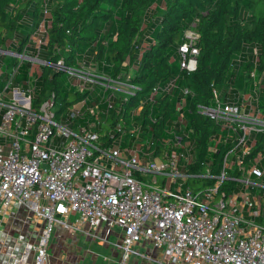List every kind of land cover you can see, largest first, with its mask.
Returning a JSON list of instances; mask_svg holds the SVG:
<instances>
[{"label": "built area", "instance_id": "2783aa9c", "mask_svg": "<svg viewBox=\"0 0 264 264\" xmlns=\"http://www.w3.org/2000/svg\"><path fill=\"white\" fill-rule=\"evenodd\" d=\"M179 53L181 72L194 71L199 53L194 36L185 35ZM33 69L23 86L14 85L19 68H7L0 89V213L5 218L14 209L29 208L43 226L36 242L19 235L22 247L8 254L5 264H46L56 225L115 245L124 262L133 254L151 264H264V113L258 105V82L251 91H232L226 99L215 90L214 103L199 106L218 128L208 152L220 146L226 152L219 172H212L207 160L202 162L205 170L193 173L184 170L194 156L185 128V95L175 105L166 147L154 155L152 141L138 142L139 120L133 119L128 128L116 125L119 133L110 144L98 130L108 115L100 103L111 106L113 96L126 88L137 92L129 75L120 72L112 78L99 68H51L52 73L70 74L76 79L71 84L91 90L90 95L93 83L102 89L73 104V120L66 121L55 113L54 95L40 112L33 110ZM176 88V79L155 84L138 102L135 118L160 93ZM191 177L212 178L214 183L195 192L186 185ZM226 182L234 185L226 188ZM112 234L121 242H112Z\"/></svg>", "mask_w": 264, "mask_h": 264}, {"label": "trees", "instance_id": "16d2710c", "mask_svg": "<svg viewBox=\"0 0 264 264\" xmlns=\"http://www.w3.org/2000/svg\"><path fill=\"white\" fill-rule=\"evenodd\" d=\"M254 10V0H0V49L40 60L1 54L0 89L8 76L7 68H19L14 85L23 86L34 68L33 110L40 112L42 104L54 95L56 115L63 114L64 120L71 121L70 107L91 90L72 85L76 79L68 73H52L53 63L75 68L80 61L94 62L100 72L112 78L120 72L131 73L128 82L138 88L135 94L125 99L123 92H117L111 106L100 103V110L108 111L105 123L98 128L104 143L110 144L119 133L116 125L128 128L133 119L139 120L142 132L138 142L152 141L153 153L158 155L166 147V130L177 116L175 105L185 95V128L190 132L194 156L184 170L201 172L205 170L202 162L208 160L210 170L217 173L226 150L220 146L215 153L208 152L211 135L218 128L199 106L212 105L215 90L226 99L233 92L251 91L258 82V105L264 113V10L258 15ZM190 27L197 35L199 53L196 69L182 73L179 46ZM37 33L42 34L41 42L34 46L30 42ZM170 79H176L177 88L160 93L154 102L147 103L142 116L135 118V99ZM97 87L93 83V89ZM185 88L189 89L187 94L183 93ZM213 183L212 178L199 177L186 181L195 192ZM224 185L228 188L234 183Z\"/></svg>", "mask_w": 264, "mask_h": 264}, {"label": "rangeland", "instance_id": "374dc122", "mask_svg": "<svg viewBox=\"0 0 264 264\" xmlns=\"http://www.w3.org/2000/svg\"><path fill=\"white\" fill-rule=\"evenodd\" d=\"M255 1V14H261L264 10V1L263 0H254ZM187 35H192L196 37V33L192 27L186 30ZM40 37H42L41 33H37L31 39L30 44L34 46H38L41 42ZM13 54V51L8 49H0L1 54ZM31 55V53H27ZM22 58H29L34 62H39L40 60L33 56H25ZM12 68V67H11ZM53 68H66L64 63H53ZM75 68H97V65L94 62L84 63V61H80V63ZM126 75L131 76V73H124ZM92 77V76H90ZM76 81V80H75ZM102 89L100 86L96 88L95 91L90 95L96 96L100 93ZM125 95L130 96L132 93H135L133 88H126ZM148 93H144L143 95H139L135 101L139 102L143 98L148 97ZM58 108V105L54 106V109ZM13 217L9 220L8 218L3 219V224L0 225V235L3 233H8L9 235H13L15 238V243L18 244L17 237L19 235H23L26 241L36 242L39 240L41 231H42V222L36 216V214L29 208H19L12 210ZM62 218V217H60ZM9 220V221H8ZM260 219H258L259 221ZM6 221V222H5ZM103 230H101L102 232ZM63 232V233H62ZM69 234L66 236V231L61 229L59 225L55 226L54 231L52 232L51 239L47 245V258L46 264H138L135 263L137 260L139 263H143L146 260L142 257H137L131 254L126 262H124V254L123 251L116 247L115 245H105L97 241V239H91L86 233L76 232V231H67ZM110 240L112 242H121V238L116 234L110 236ZM56 242L61 247V253L59 258L52 263L51 257L53 256V248L51 247L52 243ZM6 243V242H4ZM9 245V243H7ZM16 246V245H15ZM19 247L22 245L19 243ZM13 252L16 251L17 247ZM4 258H8L9 255L7 253L2 254ZM157 264V263H152Z\"/></svg>", "mask_w": 264, "mask_h": 264}, {"label": "crops", "instance_id": "0c3cea01", "mask_svg": "<svg viewBox=\"0 0 264 264\" xmlns=\"http://www.w3.org/2000/svg\"><path fill=\"white\" fill-rule=\"evenodd\" d=\"M6 217L10 220L13 217V215L9 213L8 216H6ZM5 218H3L2 214L0 213V225L3 224V222H4L3 219H5ZM1 231L2 230H0V232ZM66 233H67L66 234V236H67L69 234V232L66 231ZM15 238L16 237H14L12 234L9 235L8 233H3V234L0 235V264H5V263L9 262V260L4 258V256L2 254H4V253L10 254L15 249L14 247H17L16 251L18 250L19 244L15 243ZM4 242H6V243H4ZM7 243H9V245H7ZM51 247L53 248V256L51 257L52 258L51 261H52V263H54V260L56 261L59 258L58 256H60L61 247L56 242H53ZM135 263H138V264H151L149 262L139 263L137 260L135 261Z\"/></svg>", "mask_w": 264, "mask_h": 264}, {"label": "water", "instance_id": "95a60500", "mask_svg": "<svg viewBox=\"0 0 264 264\" xmlns=\"http://www.w3.org/2000/svg\"><path fill=\"white\" fill-rule=\"evenodd\" d=\"M43 24H44V22H43Z\"/></svg>", "mask_w": 264, "mask_h": 264}]
</instances>
